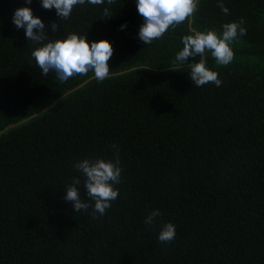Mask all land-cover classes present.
<instances>
[{
  "label": "trees",
  "instance_id": "obj_1",
  "mask_svg": "<svg viewBox=\"0 0 264 264\" xmlns=\"http://www.w3.org/2000/svg\"><path fill=\"white\" fill-rule=\"evenodd\" d=\"M25 6L48 39L33 42L14 25ZM192 18L196 31L218 35L244 20L229 65L206 53L220 87L191 82L187 65L201 57L171 68L191 17L146 44L136 0L86 2L65 20L42 0H0V264H264V0H198ZM70 34L107 39L110 74L129 71L64 96L94 74L61 82L31 53ZM117 149L119 195L94 217L74 165L114 161ZM74 177L86 211L64 199ZM153 210L160 215L146 225ZM165 223L176 228L167 244L158 240Z\"/></svg>",
  "mask_w": 264,
  "mask_h": 264
},
{
  "label": "clouds",
  "instance_id": "obj_2",
  "mask_svg": "<svg viewBox=\"0 0 264 264\" xmlns=\"http://www.w3.org/2000/svg\"><path fill=\"white\" fill-rule=\"evenodd\" d=\"M86 2L91 5H102L105 0H42V7L49 10L55 8L57 16L65 20L70 17L74 6L83 5ZM26 3L31 4V0H26ZM107 3L111 5L114 0H107ZM136 6L138 13L144 19L138 32L139 39L146 44H151L153 40L160 39L170 27L188 21L197 10L198 0H136ZM218 7L225 15L229 14V9L222 2L218 3ZM103 17H111L108 8L104 9ZM12 20L18 29H25V35L29 40L41 42L48 39L44 35V22L33 15L30 7L17 8ZM243 24V18L239 22L225 23L221 35L214 30L194 31L191 35H185L182 38L183 48L177 52L171 66L172 70L181 69V65L185 64L189 57H201L198 62L187 65L191 82L197 87L208 83L220 87L222 81L218 78V73L206 66V53L210 52L216 64L229 65L234 59L230 43L238 36L246 35ZM51 27L55 31L57 24L52 22ZM124 27L126 25H121V29ZM31 55L44 75L54 71L61 82L75 75H87L90 71L94 74L95 80L102 82L110 74L108 61L113 55V47L107 39L89 43L85 37L70 34L63 39L49 40L44 46L33 50ZM74 167L84 177L87 196L95 202L93 216L95 217L96 213L105 214L111 202L119 195L118 190L114 188V185L120 181L122 171L118 149L114 161L85 158L75 163ZM79 183L80 178L74 177L72 184L66 188L64 199L72 203L74 211H86L90 205L81 200L76 187ZM159 215V210H153L147 215L144 223L152 225ZM175 236V225L165 223L161 226L158 240L167 244L174 240Z\"/></svg>",
  "mask_w": 264,
  "mask_h": 264
},
{
  "label": "water",
  "instance_id": "obj_3",
  "mask_svg": "<svg viewBox=\"0 0 264 264\" xmlns=\"http://www.w3.org/2000/svg\"><path fill=\"white\" fill-rule=\"evenodd\" d=\"M192 20H193V18L191 17V20H190V26H191V28H192ZM192 30H193V31H196V30L193 29V28H192ZM133 69H135V68H132V69H130V70H133ZM166 70H167V69H166ZM127 71H129V70H125V71H121V72L114 73V74H109V75H119V74L125 73V72H127ZM92 79H94V78H93V77L89 78L87 81H85V82L82 83L81 85H79V86L75 87L74 89L68 91L64 96H66L67 94L71 93V92L74 91L75 89H77V88L83 86L84 84H86L87 82H89V81L92 80ZM64 96L60 97L55 103L51 104V105L48 106L46 109H44V110H42L41 112L35 114L34 116H37V115H39L40 113L49 110V109L52 108L57 102H59ZM34 116H32V117H34ZM32 117H30V118H28V119H24V120H22L21 123H22V122H26L27 120L31 119ZM12 126H15V125H12Z\"/></svg>",
  "mask_w": 264,
  "mask_h": 264
}]
</instances>
